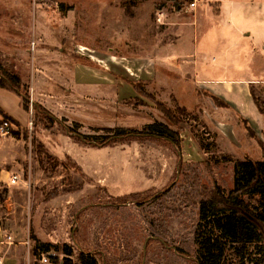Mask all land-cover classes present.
<instances>
[{"label":"rangeland","instance_id":"374dc122","mask_svg":"<svg viewBox=\"0 0 264 264\" xmlns=\"http://www.w3.org/2000/svg\"><path fill=\"white\" fill-rule=\"evenodd\" d=\"M194 1L0 0V68L18 80H0L3 264H196L200 200L215 186L227 195L234 166L264 148V131L252 137L230 98L198 79L243 69L246 15L264 0H214L231 19L220 27L216 6ZM182 42L198 75L179 60ZM148 125L176 133L177 147ZM221 264H242L229 243Z\"/></svg>","mask_w":264,"mask_h":264},{"label":"trees","instance_id":"16d2710c","mask_svg":"<svg viewBox=\"0 0 264 264\" xmlns=\"http://www.w3.org/2000/svg\"><path fill=\"white\" fill-rule=\"evenodd\" d=\"M0 77L8 86L18 84L16 77L0 68ZM1 84V83H0ZM3 88V86L0 85ZM216 100V99H215ZM264 118V112H261ZM160 128L176 147V133L161 125H148L146 134ZM246 131L254 137L251 130ZM112 133L117 137L127 134H143L137 130L116 128ZM260 161L244 159L234 166L233 187L225 195L215 186L198 205V218L194 231L197 246L196 264H221L226 243L242 264H264V148ZM257 198L260 202L252 206L244 201ZM251 245L252 251H248ZM36 250L48 252V246L36 243ZM250 256V257H249ZM245 258H248L244 261ZM81 264H97L91 257H80Z\"/></svg>","mask_w":264,"mask_h":264},{"label":"crops","instance_id":"0c3cea01","mask_svg":"<svg viewBox=\"0 0 264 264\" xmlns=\"http://www.w3.org/2000/svg\"><path fill=\"white\" fill-rule=\"evenodd\" d=\"M214 0H205V2L216 4L213 2ZM202 2V3H205ZM264 2V1H263ZM196 5V4H195ZM195 8V7H194ZM193 8V9H194ZM217 8V6H216ZM203 15H206L201 12V15L195 16L194 14V27L193 30H200L203 32L205 28V23L203 22ZM213 24L217 27H220L221 22L226 21V25L229 26L231 23L230 17H226L223 13H220V10L217 8L216 13L212 12L211 17ZM246 20L255 25L254 31H249L247 33H243V37L246 38L247 41V53L245 65L243 69H236L233 71V78H200L198 81L202 82H210L211 87L214 88V93H222V96H226L230 98L227 102L232 103V107L236 112H240L243 115V121L245 122L247 128L253 130L257 128L259 133L264 131V118L261 112H264V94L259 95V103L255 100L256 96L252 93H264V12L260 11H250L248 15H246ZM229 28L225 27L224 34L229 33ZM238 30H234L232 35L236 36ZM217 38L221 43H224L226 38L221 37L222 34L217 32ZM238 40L235 38L234 44L237 43ZM193 44V41H192ZM217 42L212 45V48L216 50H220ZM181 48L178 51L179 60L187 63H192L195 66V74L198 75L199 71L196 68L195 64V50L194 46L191 48V52H189L186 48V45L182 42ZM218 48V49H217ZM185 53V54H184ZM200 53L202 55L205 54V51L201 49ZM191 64V65H192ZM187 66V65H185ZM203 76V75H202ZM232 98V99H231ZM226 103V102H225Z\"/></svg>","mask_w":264,"mask_h":264},{"label":"built area","instance_id":"2783aa9c","mask_svg":"<svg viewBox=\"0 0 264 264\" xmlns=\"http://www.w3.org/2000/svg\"><path fill=\"white\" fill-rule=\"evenodd\" d=\"M195 3H196V0L193 3L190 4V8H194L195 7ZM3 126L6 127V124H3ZM16 181H17V177L15 175L12 176L10 182L12 184H14ZM46 261L47 260L45 258L42 260V262H44V263H46ZM0 264H3V261L1 259H0Z\"/></svg>","mask_w":264,"mask_h":264}]
</instances>
